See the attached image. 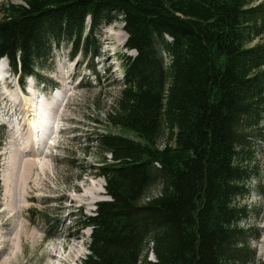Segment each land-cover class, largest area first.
I'll return each mask as SVG.
<instances>
[{"label": "trees", "instance_id": "trees-1", "mask_svg": "<svg viewBox=\"0 0 264 264\" xmlns=\"http://www.w3.org/2000/svg\"><path fill=\"white\" fill-rule=\"evenodd\" d=\"M23 1L0 4V59L18 76L39 78L63 47L93 61L102 26L118 18L137 52L118 55L107 117L138 140H92L110 199L84 216L83 264H250L240 200L251 140L264 141V0Z\"/></svg>", "mask_w": 264, "mask_h": 264}, {"label": "rangeland", "instance_id": "rangeland-1", "mask_svg": "<svg viewBox=\"0 0 264 264\" xmlns=\"http://www.w3.org/2000/svg\"><path fill=\"white\" fill-rule=\"evenodd\" d=\"M12 2L24 1L0 0V4ZM123 27L121 18L102 26L100 54L93 61L82 55L71 58L69 47L55 49L54 57L40 68L39 78H19L0 63V132L5 136L0 152V264H83L89 253L92 229L83 225L84 216L94 215L96 204L108 199L103 191L106 180L96 170L101 151L92 140L99 133L138 140L134 133L111 125L107 117L121 88L117 56L134 54L125 46ZM37 86L47 89L49 101L59 97L57 118L67 129L55 151L49 148L52 155L46 156V143L40 146L28 183L24 179L28 169L21 160L22 156L31 160L24 152L30 142L21 128L32 111L24 116L22 107L28 97L43 98ZM166 140L162 135L159 145ZM249 148L243 165L252 175L249 191L240 200L248 216L241 224L248 230L243 242L254 250L250 264H260L264 260V141L254 138ZM159 192L160 185H155L149 196ZM52 252L58 256L49 257ZM148 259L155 260V255L149 252Z\"/></svg>", "mask_w": 264, "mask_h": 264}, {"label": "bare ground", "instance_id": "bare-ground-1", "mask_svg": "<svg viewBox=\"0 0 264 264\" xmlns=\"http://www.w3.org/2000/svg\"><path fill=\"white\" fill-rule=\"evenodd\" d=\"M126 39H127V34L125 32V41ZM58 99L55 98L52 101H46L45 99H41L40 102L37 103V101H35L32 97H28L26 99V102L23 104L22 112L23 111L26 112L24 113V116L27 115L28 110L32 111V113L30 114V117L22 125V128H21V130H23L24 134L27 136L28 141L30 142V146H27L24 149V152L27 153V155L31 156V160L28 159V161H26L27 159L25 158V156H22V160H21L23 161L22 163H24L28 169L27 170L28 172L26 171V174L24 177V179L28 183H29L30 176L32 174L31 173L32 168L35 165H37L36 162L39 156L38 149L40 148L41 145H45V143L47 144V140L45 138L41 139L42 132L44 131V129L46 131L48 128L47 119L57 117L59 115V108L62 105L59 103ZM36 108H38V110H36ZM46 137H48V135ZM50 155H52V152L46 154V156H50ZM29 167L30 168L32 167V168L30 169ZM103 191H105V189ZM262 240L264 241V238H262ZM55 255L56 254L52 252L49 254V257H55ZM63 259L65 261L67 258L64 257Z\"/></svg>", "mask_w": 264, "mask_h": 264}]
</instances>
